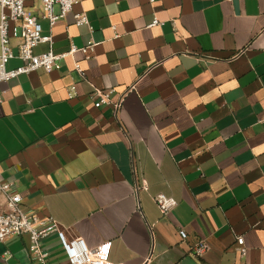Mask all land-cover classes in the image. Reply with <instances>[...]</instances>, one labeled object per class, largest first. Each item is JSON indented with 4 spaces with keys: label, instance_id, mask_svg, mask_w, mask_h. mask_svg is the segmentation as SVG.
Wrapping results in <instances>:
<instances>
[{
    "label": "crops",
    "instance_id": "crops-1",
    "mask_svg": "<svg viewBox=\"0 0 264 264\" xmlns=\"http://www.w3.org/2000/svg\"><path fill=\"white\" fill-rule=\"evenodd\" d=\"M25 3L56 52L92 49L0 83V183L22 210L108 242L116 264H264V0H83L87 24L70 13L53 29ZM95 89L127 93L120 110L96 108ZM158 194L177 202L168 215ZM41 243L46 264H68L56 234ZM30 244L10 237L0 264H42Z\"/></svg>",
    "mask_w": 264,
    "mask_h": 264
},
{
    "label": "built area",
    "instance_id": "built-area-1",
    "mask_svg": "<svg viewBox=\"0 0 264 264\" xmlns=\"http://www.w3.org/2000/svg\"><path fill=\"white\" fill-rule=\"evenodd\" d=\"M40 8L43 12L42 18L49 22L53 29L59 21L70 13H73L75 5L83 0H39ZM55 6H59L60 12H55ZM73 19L77 26L88 23L87 15L84 12L73 13ZM12 39H19L16 46L17 51L12 46ZM49 43L50 49L41 54L34 52L35 48L41 44ZM92 49V45L87 48L78 49L73 43L68 51L58 53L53 48L52 37L43 36L42 25L39 18L26 7L25 0H0V83L8 82L20 75H29L38 70L47 73L58 70L61 61L67 57H73L77 51L87 53ZM12 59H19L21 65L15 69L8 70L7 64ZM76 71L85 77L86 73L80 64L75 62ZM72 91L74 88L71 89ZM135 90V85L128 92ZM112 91L95 89L96 108L103 105H111L117 112L124 101V96L120 101L114 103L111 98ZM3 102V94H0V105ZM8 184L0 183V193L6 197L7 210L0 213V244L4 243L12 236L28 235L31 239L29 251L39 258L42 264H46L48 253L42 248V240L51 234H56L60 242L68 264H116L107 259L109 243H103L97 247H89L81 237H69L65 229L58 221L52 217L41 219L36 214L27 213L22 210V196L18 193L10 194ZM137 189H147V184L143 182ZM155 204L162 215H168L177 205L173 197L158 194L153 197ZM182 240L187 239L184 229L179 230ZM237 251L240 254L246 253L244 237H237ZM208 249L204 240L199 241L192 247V254L202 256ZM150 258L145 261L148 264Z\"/></svg>",
    "mask_w": 264,
    "mask_h": 264
}]
</instances>
